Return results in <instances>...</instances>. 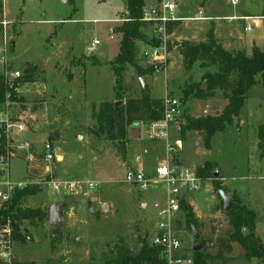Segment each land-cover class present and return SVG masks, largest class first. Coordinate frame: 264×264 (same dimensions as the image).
Segmentation results:
<instances>
[{
	"label": "rangeland",
	"instance_id": "374dc122",
	"mask_svg": "<svg viewBox=\"0 0 264 264\" xmlns=\"http://www.w3.org/2000/svg\"><path fill=\"white\" fill-rule=\"evenodd\" d=\"M263 2L239 0L237 9L246 8L254 13ZM214 6L225 12L236 9L231 0H215ZM126 12L127 0H0V21L7 23L6 32L0 26V47L6 48L10 70L22 74L18 99L7 102L4 109L28 123L27 137L37 152H42L43 143L50 142L58 159L63 157L62 161L50 164L53 177L47 175L46 164L40 157V160L28 162L24 154H20L11 161L13 182H24L30 187L38 185L41 189L37 195L25 198L21 209H40L46 214L42 222L23 223L21 232L28 233L31 240L26 243L13 241V261L104 264L107 258L115 257L120 239L136 252L146 236L150 242L157 222L153 203L161 201L165 195L158 189L153 191L159 193L156 197L142 202L146 193L125 182L126 166L129 168L134 161L130 162L129 157L133 156L135 146L146 147L142 155L149 162L150 173H145L155 178L157 167L166 159L165 144L149 140L145 123H140L139 137L133 138L127 128L128 143L123 157L118 141L91 133L98 130L96 114L101 106L120 102L114 91L116 79L112 62L122 39L118 30L128 18ZM94 40H99L101 45L91 51ZM139 52L137 63L158 71L145 77V83L151 88V98L164 99L167 95L179 98L183 104L181 116L172 125L175 164L194 170L197 165L202 167L206 162L211 163V173H220L223 178L221 186L226 188L227 195L232 197L235 194L228 184L239 190L247 199L246 204L264 217V157L255 143L258 138L256 119L264 110V99L259 100L264 95V88L253 89L242 124L240 120L227 124L223 131L211 138L210 146L206 145L204 134L192 131L182 150L181 142L187 133L181 135V126L188 119L216 117L226 107L228 101L221 90H217L211 99L184 96L189 84L200 82L203 86L206 84L205 73L214 74L218 68L202 69L196 63L187 76L183 60L175 54L171 56V65L166 71L158 64L140 60ZM124 76L122 94L125 105L130 99L141 98L143 92L141 76L134 68L127 67ZM53 178L93 181L99 183V187L96 193L87 197L59 195L48 185ZM214 186V180L208 181L194 196L197 204L192 209L199 216L200 228L188 229L183 213L175 226L176 235L183 244L180 254L185 258H193L195 247L214 254L216 240L231 231L224 202L219 196L222 190H215ZM52 207L59 208V228L50 222ZM259 227L264 239V220ZM194 232L200 235L199 240H195ZM255 234L258 236L257 231ZM233 250L228 264H243L241 245L233 244ZM256 260L252 264H264Z\"/></svg>",
	"mask_w": 264,
	"mask_h": 264
},
{
	"label": "trees",
	"instance_id": "16d2710c",
	"mask_svg": "<svg viewBox=\"0 0 264 264\" xmlns=\"http://www.w3.org/2000/svg\"><path fill=\"white\" fill-rule=\"evenodd\" d=\"M145 9V0H127L128 18L118 32L122 35L120 49L117 57L112 62L115 75V95L122 102V105L116 109V104L104 103L96 114L98 130L91 132L96 136L105 135L107 140L118 141L125 157L127 139V128L136 123H149L163 118V100L151 98L149 92L142 94L139 99H130L123 104V91L125 89V72L127 67L135 69L141 77L154 75L157 68H143L137 63L138 48L136 42L144 40L145 35L142 28L149 23L143 21ZM264 16V9L262 12ZM180 22L168 26L167 33L172 34ZM154 46H159L155 42ZM176 49L183 58V70L185 75H189L196 63L200 64L202 69L215 66L218 71L214 74L206 72L203 79L207 88L203 90L201 84H189L185 91V97L192 96L198 99H211L215 96L217 90L224 93L228 104L222 113L216 117H205L199 119H188L185 125L181 126V135L187 132L197 131L204 134L207 138L206 145L210 146L211 138L218 132L225 129V126L240 118L241 111L249 100V91L258 85L264 84V51L255 47L251 56L245 51H227L221 42L214 35L212 26L206 36L205 42L180 41L174 44L168 42V52ZM22 81H25L24 79ZM143 92V91H142ZM9 95V97H8ZM18 96L11 88L5 77L0 74V105L7 101H16ZM264 107V100H263ZM117 111V112H116ZM116 112V114H115ZM258 147L261 156L264 157V120L258 127ZM213 165L206 162L204 166L197 168V174L205 182L213 181L215 190H222L227 193L226 188H222V176L215 178L212 171ZM216 181V182H215ZM41 192L38 185L26 186L19 190L13 197L12 203L0 208V229L8 223L12 229V240L15 242L26 243L31 240V236L21 232V226L24 222H42L46 218L45 212L37 210H22L20 205L27 197H32ZM221 198V197H220ZM233 207L226 212L229 218L231 231L224 237L216 240V252L207 253L205 250L193 252L194 264H228L233 253V244L239 243L243 248L242 261L252 259L261 260L264 263V244L259 236L255 234L258 216L243 200L235 193L230 197ZM181 209L185 216V223L188 229H198L201 224L196 217L194 210L186 202H182ZM248 231V234H245ZM148 240V236L145 237ZM116 246L115 257L107 258L104 264H166L160 260V249L153 247L147 241L144 244L142 239L141 248L134 254L128 244L120 239ZM0 264H36L35 262H18L11 260L6 262L0 259Z\"/></svg>",
	"mask_w": 264,
	"mask_h": 264
},
{
	"label": "built area",
	"instance_id": "2783aa9c",
	"mask_svg": "<svg viewBox=\"0 0 264 264\" xmlns=\"http://www.w3.org/2000/svg\"><path fill=\"white\" fill-rule=\"evenodd\" d=\"M179 3V0H159L156 11L145 12L144 10L143 21L155 26V39L160 45L143 51L141 56L145 61L158 64L163 70H166L169 61L167 50L169 42L168 26L187 20L205 19L202 17L180 18L178 14ZM238 4L239 0H231L232 7H236ZM223 20L234 21L237 20V17L223 18ZM0 26L6 32L7 23L4 20L0 21ZM251 30V27L246 28L245 32ZM5 43L7 45V42ZM100 45L99 40H94L90 50H95ZM0 74L5 77L11 88L14 87L18 95L19 81L22 74L19 71L10 70L5 47H0ZM5 104L0 105V208L12 203L14 195L28 186L24 182L16 183L12 181L10 168L13 159L18 158L20 154H24L28 162L40 160V157L43 163L46 164V173L50 177L54 176L50 164L58 161L52 143H43L41 153L34 149V143L27 137L29 133L28 123L20 117H14L6 112L4 109ZM163 110V118L147 123L145 131L149 140L165 144L166 159L157 167L155 178H151L142 169L130 168L126 173L125 182L136 186L143 193L159 189L165 195L164 199L153 203L157 222L149 242L151 246L160 249V260L166 264H194L193 258H185L180 254L183 244L176 235L175 226L179 224L180 214L183 213L181 209L182 202H186L192 207L190 205L191 198L199 193L202 184H206V182L198 176L196 170L185 168L183 165H176L174 162L175 147L171 142L172 125L182 114V101L177 97L166 96L163 99ZM48 185L55 194L82 197L96 193L99 187V183L93 181L59 180L57 178L51 179ZM12 244V229L8 223L0 229L1 260L6 262L12 260Z\"/></svg>",
	"mask_w": 264,
	"mask_h": 264
},
{
	"label": "crops",
	"instance_id": "0c3cea01",
	"mask_svg": "<svg viewBox=\"0 0 264 264\" xmlns=\"http://www.w3.org/2000/svg\"><path fill=\"white\" fill-rule=\"evenodd\" d=\"M158 1L159 0H151L150 2H147V0H145V9H144L145 12L156 11ZM214 1L215 0H206V1L205 0H179L180 3H179L178 14H179L180 18L189 19V18L202 17L205 19L196 20V21L187 20L184 22H180L179 27H177V29H175V31L172 34L168 35V41L171 44H174L176 42H180L183 40L195 42V43L205 42L207 33H208L209 29L213 26L214 27V35H215L216 39H218L221 42L222 46L227 51H237V50L242 51L243 50L246 52V54L248 56L252 55L253 49L255 47L260 48L262 51H264V16H262L263 15L262 12L264 9V2L262 3L261 7L257 11L252 13L246 8L237 9L239 4L236 7H233V8H236L233 10V12H225L224 9L217 10L214 6ZM231 17H237V20H234V21L223 20V18H231ZM250 18H253V19H250ZM113 21H115V20H113ZM191 23H192V25H191ZM148 26H149L148 27L149 29L144 28L142 30V32L145 35V39L139 40L136 42L138 51H140L139 52L140 60H143L142 56H141L142 52L149 49L150 47H153L154 46L153 44H155V42H156L155 26L152 24H148ZM237 27H239V30L237 29ZM250 27L252 28V30L249 32H245V29L250 28ZM148 30H149V32H148ZM141 44H142V46H141ZM119 49H120V44H119V48L117 51L118 53H119ZM118 53H116V55L114 56V60L117 57ZM173 54H175L179 58V60H181V59L183 60V58L181 57L179 52L174 48L172 51L168 52L169 61H168V65L166 67V71L169 69V67L171 65V56ZM157 72H155L154 75ZM145 80H146V78H145ZM193 83L199 84L200 82H193ZM146 86H147V92H149V94H151L152 93L151 88L149 87L148 84H146ZM256 87L264 88V85H258V86L253 87L249 91V98L252 97L251 93H252L253 89ZM261 98L264 99V95H261L259 100ZM160 99H163V98H160ZM251 100H253V99H251ZM227 104H228V102H227ZM227 104H226V106H227ZM246 108H247V104H245V106L243 107L241 114H240L239 120L241 121V124L243 123L242 116H243L244 112H246ZM259 116L260 117L258 119H256V128L259 127V125H260L259 122L264 120V110L263 109L261 110V114H259ZM251 118L252 117H249V119H251ZM247 119H248V116H247ZM237 121L235 120L236 123H237ZM142 124H144V123H142ZM146 124H145V126H146ZM133 125H134V127L133 126L130 127V132L132 133L131 136L133 138L139 137L141 134V129H140L141 124L136 123ZM257 125H258V127H257ZM190 132H192V131H190ZM190 132H187V135L185 136V138L181 142L182 150H184V148H185V144H186L185 139ZM253 132L256 134L255 131H253ZM256 135L258 137V131H257ZM255 143L258 147V143H259L258 138H257V141ZM134 149L135 150H134L133 156L129 157L130 162L133 160L134 161L131 162V166L129 168L126 166L127 170L130 168H135V169H142V170H144V172L150 173L149 162H147L145 160V158L143 157L144 152H146V147L144 149L141 146H135ZM258 149H259V147H258ZM142 151H144V152H142ZM142 153H143V155H142ZM165 155H167V154H165ZM62 160H63V157H62V159L61 158L58 159L59 162ZM162 161H164V160H162ZM180 163L184 164V162H180ZM198 167H201V166L197 165L194 170H197ZM149 173H148V175H149ZM223 177H225V176H223ZM225 179H226V183H227L228 180L226 177H225ZM227 186L230 190H233V192H235L243 200L245 205H247L246 204L248 202L247 199L243 196L242 193H240L239 190H237L235 188H231L230 185H228V184H227ZM153 191H155V190H153ZM153 191L146 193L144 198L142 199V202L143 201L148 202L149 198L152 199V198L156 197V195L159 194V193L157 194ZM196 204L197 203L194 202V197L191 198L190 205L193 208H195ZM141 207H142V205H141ZM248 207L251 209L250 206H248ZM257 216H258L259 220L257 219V223H256V229L257 230L256 231H257L258 236L261 238V240L264 244V239L262 238V236L260 234V227H259V223L262 220H264V217L261 216L259 213L257 214ZM196 217L198 218L199 216H196ZM233 252H234V250H233ZM254 261H257V260L252 259L250 261H242V262H243V264H252Z\"/></svg>",
	"mask_w": 264,
	"mask_h": 264
},
{
	"label": "water",
	"instance_id": "95a60500",
	"mask_svg": "<svg viewBox=\"0 0 264 264\" xmlns=\"http://www.w3.org/2000/svg\"><path fill=\"white\" fill-rule=\"evenodd\" d=\"M140 83H141L142 91L146 95L148 92H147V86L145 83V77L140 78ZM201 88L203 90H205L207 88V84H203V86ZM121 105H122V102L116 103V109H118V107ZM116 112H115V114H116ZM219 176H220V173L218 171L216 173H214V177L218 178ZM219 196L221 197V199L224 202V210L226 212H228L233 207V202H232L231 198L223 191L219 192ZM58 211H59V208H57V207H52L51 211H50V222L53 226H55L57 228L60 227V220L57 217ZM194 238H195V240H199L200 235L197 232H194ZM146 242H147V240H146V238H144V244ZM199 250H200L199 247L194 248V251H199ZM134 254L137 255V252L135 251Z\"/></svg>",
	"mask_w": 264,
	"mask_h": 264
}]
</instances>
